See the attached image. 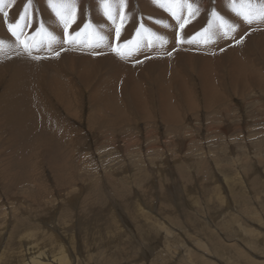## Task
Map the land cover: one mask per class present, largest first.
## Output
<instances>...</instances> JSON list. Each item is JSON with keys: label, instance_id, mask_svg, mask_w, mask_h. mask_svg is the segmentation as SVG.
Masks as SVG:
<instances>
[{"label": "rangeland", "instance_id": "rangeland-1", "mask_svg": "<svg viewBox=\"0 0 264 264\" xmlns=\"http://www.w3.org/2000/svg\"><path fill=\"white\" fill-rule=\"evenodd\" d=\"M203 2L210 16L215 0ZM229 86L228 100L209 107L198 88L191 108L175 94L173 125L151 104L122 128L91 127L87 91L74 115L50 108L76 129L78 163L65 157L73 170L59 183L34 150L29 186L16 183L13 198L0 192V250L11 257L22 233L43 245L47 222L71 227L74 264H264V92Z\"/></svg>", "mask_w": 264, "mask_h": 264}, {"label": "bare ground", "instance_id": "bare-ground-1", "mask_svg": "<svg viewBox=\"0 0 264 264\" xmlns=\"http://www.w3.org/2000/svg\"><path fill=\"white\" fill-rule=\"evenodd\" d=\"M203 1L190 0L199 9V15L181 31L171 14L151 3V0H129L126 9L128 20L121 32L120 42L133 39L136 28L143 23L156 36L163 37L166 43L153 37L149 46L146 35L143 46L126 59L111 51V46L117 43L115 26L103 16L98 0H79L77 21L69 30L74 33L89 20L103 25L98 30L108 40L94 49L63 43L62 25L47 7L46 0H39L33 11L32 27L26 28L25 32H34L35 24L40 22L38 18L41 17L58 40L51 49L45 45L33 49L29 56L17 47L16 38L8 31L5 18L0 14V40L5 41L0 48V83L3 81L5 86L0 93V192L6 194V198H13L12 191L15 190L12 188L16 183L28 185L24 178L29 179L30 176L25 177L23 173L28 166L39 163L41 158L33 159L37 154L34 150L45 156L43 164L52 175L55 174L57 182H70L65 172H71L78 163L75 155L77 131L66 120H56L51 109L56 106L63 113L76 114L84 91L88 93L90 106L89 126L114 129L131 124L134 116L139 119L145 117L151 104L155 105L163 122L168 125L177 123L179 115L175 97L178 96L184 106L191 108L194 104L193 88L199 89L207 107L228 100L225 82L241 96L250 85L264 92V23L245 24L226 6L227 0H215V11L240 27L227 37L217 34L208 44L188 43L192 36L208 26L211 19L208 16L211 5L209 3L206 7L207 2ZM135 4L138 7L134 8ZM23 8L20 0H16L11 7H5L9 13L7 22H14ZM182 15L187 16V12ZM149 17L152 19L149 20ZM156 20L164 23H155ZM165 23L169 26L165 27ZM178 32L183 43L177 42ZM241 37L243 43L236 44L235 41ZM55 52L59 55H54ZM93 52L98 54L93 55ZM35 56L41 59H34ZM65 157L72 161V168ZM15 165L21 169L13 171L11 167ZM15 211L16 208H13L12 214ZM46 223L45 232L49 237L41 238L45 245L37 243V237L22 233L11 257L0 250V260L3 261L0 264H9V258L15 264H74L76 255L66 247L67 243L69 246L72 243L71 237L65 235L71 227L67 226L59 233L54 226L49 227Z\"/></svg>", "mask_w": 264, "mask_h": 264}, {"label": "snow or ice", "instance_id": "snow-or-ice-1", "mask_svg": "<svg viewBox=\"0 0 264 264\" xmlns=\"http://www.w3.org/2000/svg\"><path fill=\"white\" fill-rule=\"evenodd\" d=\"M15 2L16 0H0V14L5 18L8 31L16 38L18 42L17 47L21 48L22 51L29 56L32 55L33 49L41 48L45 45L51 49V46L57 42L58 38L53 32L49 31L44 21H40L35 31L31 34L25 32L26 28L32 27V16L35 10L34 0H26L23 11L19 14V17L15 19L14 22H7L9 13L5 11V7H11ZM78 3L79 0H46L47 7L51 9L56 20L63 27V43L83 45L93 49L98 48L108 40V37L102 35L98 30V28H102L103 25L93 24L92 21L89 20L74 33H70L69 31L77 21ZM98 3L103 16L115 26V40L117 43L111 46V51L122 59L132 56L138 51L143 46L142 41L146 35L149 37V46L152 43L153 37L160 40L162 43H166L163 37L156 36V34L145 27L143 23L136 28V34L133 39L121 43V32L128 20L126 9L129 6V0H98ZM151 3L168 11L177 21L181 31L190 23L192 18L199 15V9H197L190 0H151ZM226 6L245 24L251 25L254 22L264 23V0H227ZM185 11L187 12V16L182 15ZM210 16L211 19L208 21V26L192 36L188 40V43L198 42L208 44L217 34H220L222 38L227 37L235 33L237 28L240 27L239 24L230 22L215 10L211 11ZM151 19L152 18L149 17V20ZM155 23L164 22L156 20ZM164 26L168 27L169 25L165 23ZM177 42H184L179 38V32L177 33ZM235 43H243V37L236 40ZM4 45L5 41L0 40V48ZM61 50L63 51L64 49ZM221 51H223V49H221ZM97 54L98 53L93 52V55ZM54 55L58 56L59 52H55ZM168 55H171V53H168ZM33 58L41 59L39 56Z\"/></svg>", "mask_w": 264, "mask_h": 264}]
</instances>
